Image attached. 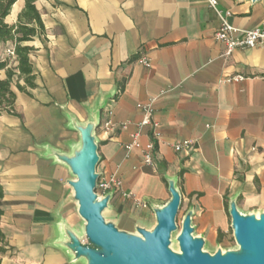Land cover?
Here are the masks:
<instances>
[{"label": "crops", "instance_id": "0c3cea01", "mask_svg": "<svg viewBox=\"0 0 264 264\" xmlns=\"http://www.w3.org/2000/svg\"><path fill=\"white\" fill-rule=\"evenodd\" d=\"M218 3L237 28L264 23V2ZM25 4L16 1L8 25L17 24ZM35 6L45 27L27 44L36 87L22 93L13 85L16 115L0 114V264H72L57 246L63 222L75 223L70 173L48 152L70 153L80 141L70 118L84 126L100 108L98 173L122 182L109 209L121 228L155 219L151 205L170 200L164 178L178 180L183 217L194 210L196 235L209 244L231 237L232 199L243 212L264 210V46L226 56L216 39L221 20L205 0H38ZM12 48L0 44V58ZM151 100L158 128H145L140 142H155L156 169L144 164L141 150L125 149L144 119L138 104ZM182 141L193 143L191 151H174Z\"/></svg>", "mask_w": 264, "mask_h": 264}, {"label": "water", "instance_id": "95a60500", "mask_svg": "<svg viewBox=\"0 0 264 264\" xmlns=\"http://www.w3.org/2000/svg\"><path fill=\"white\" fill-rule=\"evenodd\" d=\"M253 3L264 0H250ZM102 110L84 126L70 118V127L79 132L80 141L70 146V153L49 148L48 156L65 166L75 179L68 180L76 213L83 221L81 231L76 223L63 222L57 246L65 250L72 264H264V211L243 212L234 198L229 202L234 249L205 250L208 242L196 235L194 210L183 217L177 236L179 251L171 248L172 238L180 229L178 216L183 196L177 179L166 178L170 200L163 206L151 205L155 225L149 230L135 226L123 229L105 217L115 192L97 193L101 162L96 132L102 123Z\"/></svg>", "mask_w": 264, "mask_h": 264}, {"label": "trees", "instance_id": "16d2710c", "mask_svg": "<svg viewBox=\"0 0 264 264\" xmlns=\"http://www.w3.org/2000/svg\"><path fill=\"white\" fill-rule=\"evenodd\" d=\"M17 0H0V44L11 43L13 45L14 58L7 56L0 58V71L6 72V79L0 80V114L8 113L16 115L15 102L16 94L12 90L13 85L22 93H27L28 89L36 87V76L33 74V68L30 63V54L34 50L27 44L36 37L45 34V27L41 15L37 10L35 3L38 0H26L22 12L18 16L16 25H8L6 18L10 15L12 7ZM17 63V66L13 64ZM23 82V85L20 84ZM166 185L168 181L164 178ZM3 188L0 184V202L3 199ZM2 211L0 210V216ZM3 237L0 230V240ZM1 253H5L3 248Z\"/></svg>", "mask_w": 264, "mask_h": 264}, {"label": "built area", "instance_id": "2783aa9c", "mask_svg": "<svg viewBox=\"0 0 264 264\" xmlns=\"http://www.w3.org/2000/svg\"><path fill=\"white\" fill-rule=\"evenodd\" d=\"M208 5L215 10L218 17L221 20V28L216 33V39L224 44L227 48L226 56H230L236 49H253L264 46V23L253 30H243L237 28L229 23V18L231 17L230 11H222L219 8L218 0H205ZM7 56L14 58L13 49L7 51ZM143 66L150 67L151 62L147 58H142L139 61ZM234 81H243V77H236ZM153 104L154 100H151L145 104H138V108L144 113V119L139 125V131L137 134L132 136L133 142L125 147L127 153L129 154L134 149L141 150L143 154V162L147 167L157 168L156 161V145L153 140H150L147 144L142 145L140 142V137L145 128L150 127L156 130L158 128V123L153 121ZM112 115V112L109 114ZM105 127L109 128L112 126V121L108 120L105 122ZM124 129L127 128L126 125L123 126ZM193 148V143L191 141H182L174 145V151L177 153L188 152ZM122 188L121 180L113 175L110 178L104 179L100 178L97 188V193L101 196H105L108 193L114 191L115 193ZM124 198H129L130 195L123 194Z\"/></svg>", "mask_w": 264, "mask_h": 264}, {"label": "rangeland", "instance_id": "374dc122", "mask_svg": "<svg viewBox=\"0 0 264 264\" xmlns=\"http://www.w3.org/2000/svg\"><path fill=\"white\" fill-rule=\"evenodd\" d=\"M70 179H75L73 178L71 175H70ZM260 211H264V210H252L251 212H256V213H260ZM76 212V210H75ZM183 215L184 213L182 212V209L180 210L179 212V216H178V225L180 227L179 231L177 233H175L173 235V238H172V244H171V248L174 250V251H179V246H178V243H177V236L178 234L180 233V230H181V223H182V220H183ZM105 217L107 220H111L112 217L110 215V212L109 210L105 212ZM75 223L77 224L76 227L78 230L81 231V227L82 225L84 224L83 221L81 219H79L77 213L75 214ZM155 225V219H152L151 217H144V220L141 221V227L143 228H146V229H153ZM128 231H134L132 229H127ZM236 247V243L234 241V238H233V232H231V237L228 238L227 240H225L224 242H222L221 244H209L205 247V250L210 252V253H214L217 249H223V250H229V249H234Z\"/></svg>", "mask_w": 264, "mask_h": 264}]
</instances>
